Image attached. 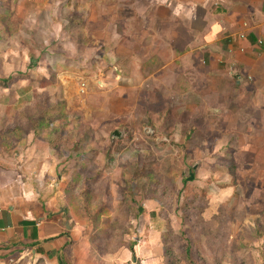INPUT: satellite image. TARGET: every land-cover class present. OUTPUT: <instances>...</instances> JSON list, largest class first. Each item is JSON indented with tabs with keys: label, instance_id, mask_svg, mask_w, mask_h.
<instances>
[{
	"label": "rangeland",
	"instance_id": "1",
	"mask_svg": "<svg viewBox=\"0 0 264 264\" xmlns=\"http://www.w3.org/2000/svg\"><path fill=\"white\" fill-rule=\"evenodd\" d=\"M7 9L11 14L3 17ZM67 13V0H0V132L19 122L27 132L44 110L65 117L67 140L53 182L80 181L74 216H89L84 231L102 251L153 233L162 236L167 264H222L230 253L236 264L257 253V244L264 247V129L251 106L254 96L234 81L221 80L211 91L202 73L181 70L177 53L146 47L141 32L112 40L115 33L89 31L86 18ZM152 55L158 57L150 64ZM160 65L165 69L157 71ZM16 152L26 153L0 151L2 169L30 161L14 159ZM30 153L43 154L37 146ZM80 161L88 171L75 177ZM127 181L130 195L123 194ZM2 255L0 264L33 263Z\"/></svg>",
	"mask_w": 264,
	"mask_h": 264
},
{
	"label": "crops",
	"instance_id": "2",
	"mask_svg": "<svg viewBox=\"0 0 264 264\" xmlns=\"http://www.w3.org/2000/svg\"><path fill=\"white\" fill-rule=\"evenodd\" d=\"M67 12L86 18L83 24L89 31L103 27L115 33L112 40L124 39L121 32H141L146 47L168 49L172 57L177 53L181 70L202 73L211 81V91L221 86V80L234 81L247 97L254 96L251 106L264 129V0H67ZM104 18L107 23L102 25ZM135 38L129 35L130 41ZM153 56L158 57H149L150 64L156 59ZM160 66L157 71L165 69ZM75 142L81 144L80 139ZM35 146L43 154H31ZM17 148L26 153L16 152L14 159L23 155L30 161L21 169L0 166V254L5 259L30 258L32 264H59V257L67 264H165L161 234L158 238L153 233L145 238L141 234L133 252L128 233L124 244L100 250L67 207L66 185L53 182V172L63 158L59 151L31 133L26 148L18 146L14 151ZM49 154L56 155L57 163L50 161ZM29 170L35 179L27 178ZM258 246L257 253H247L236 264H264V247ZM228 256L233 257L232 253L224 255L222 264H232Z\"/></svg>",
	"mask_w": 264,
	"mask_h": 264
},
{
	"label": "trees",
	"instance_id": "3",
	"mask_svg": "<svg viewBox=\"0 0 264 264\" xmlns=\"http://www.w3.org/2000/svg\"><path fill=\"white\" fill-rule=\"evenodd\" d=\"M10 12L7 9V13L3 15L4 16H9L10 14L8 13ZM4 19V18H3ZM3 26L1 28H5V31H10L11 27L7 24H2ZM71 62V61H70ZM70 62L68 64H70ZM67 64V65H68ZM35 65L32 66V68H34ZM55 108V107H54ZM57 110L59 111V107L57 108ZM61 111V110H60ZM64 119H62V117H60V114L57 115L56 111L52 110H44L41 113V116L38 117L37 119L32 118L30 123H32V125H30L29 128H27V132H25L23 129H21V125L19 122V125H16L14 127H12V130H7L5 132H0V150L3 151H12L14 150L16 147L21 146L22 148H26V142H27V136L31 133L34 136V139L43 141L45 144L48 145V147L55 149L57 151H59L58 149L60 148V146L63 144V140H66L65 138L63 139V136L66 134L67 131V123L66 122H62L65 120V117H63ZM25 117L23 116V119L21 121V124H25L26 120H24ZM62 122V123H61ZM65 129V130H64ZM81 141V140H80ZM83 143V141H81V144ZM76 145H80L79 143H75ZM59 158H62V154L60 155V151L58 154ZM84 158V157H83ZM82 160V158H81ZM80 167L77 168L75 171H73V176L75 177H83L86 176L87 174V169H86V163L87 161H84V163L82 161H80ZM79 183L80 181L77 183H72L70 182L68 185H66V190H67V207H69V209L72 211V213H74L73 209H72V201L75 199L76 200V196L74 193H76L78 191L79 188ZM130 184H133V182L131 181H127L125 183V190L123 192V194H127L130 195L131 189H129ZM128 185V187H127ZM89 194V193H88ZM87 194V195H88ZM128 200H130L129 198H127ZM79 203L80 205H84V207H88V204L86 203L87 198L86 196H80L79 197ZM104 211V210H103ZM103 211H99L97 212V214L94 215V219L97 221L96 225H95V230L98 231L100 230V225H101V218H102V214ZM139 213H142V209H139L138 211ZM78 220V222L81 223V226L85 227V223H88L90 220L88 215H84L83 218L82 217H76ZM97 234V233H96ZM105 233H103L101 235L104 236ZM100 235V234H98ZM255 235L257 236L256 239H261L263 236H260V233L257 234L255 233ZM255 236V237H256ZM136 243H132L130 246V251L133 252V246ZM239 248H242L241 246ZM187 253L190 252V248L188 247L186 250ZM167 253L165 256V264H167ZM58 263L59 264H67L62 258H58Z\"/></svg>",
	"mask_w": 264,
	"mask_h": 264
},
{
	"label": "built area",
	"instance_id": "4",
	"mask_svg": "<svg viewBox=\"0 0 264 264\" xmlns=\"http://www.w3.org/2000/svg\"><path fill=\"white\" fill-rule=\"evenodd\" d=\"M240 38L243 39L244 36H241ZM86 90H87L86 84H85V83H81V84H80V90H79L80 94H81V95H85Z\"/></svg>",
	"mask_w": 264,
	"mask_h": 264
},
{
	"label": "water",
	"instance_id": "5",
	"mask_svg": "<svg viewBox=\"0 0 264 264\" xmlns=\"http://www.w3.org/2000/svg\"><path fill=\"white\" fill-rule=\"evenodd\" d=\"M113 137L119 138L120 137V133L118 131H114Z\"/></svg>",
	"mask_w": 264,
	"mask_h": 264
}]
</instances>
